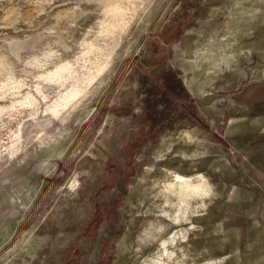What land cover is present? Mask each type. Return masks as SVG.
Returning <instances> with one entry per match:
<instances>
[{
    "label": "rangeland",
    "instance_id": "374dc122",
    "mask_svg": "<svg viewBox=\"0 0 264 264\" xmlns=\"http://www.w3.org/2000/svg\"><path fill=\"white\" fill-rule=\"evenodd\" d=\"M261 115L264 0H0V264H264Z\"/></svg>",
    "mask_w": 264,
    "mask_h": 264
},
{
    "label": "crops",
    "instance_id": "0c3cea01",
    "mask_svg": "<svg viewBox=\"0 0 264 264\" xmlns=\"http://www.w3.org/2000/svg\"><path fill=\"white\" fill-rule=\"evenodd\" d=\"M258 118L250 119L247 121H251L252 123L248 124L247 126H243V124L239 123L236 127L231 128V132L234 131L237 133H256V132H263L264 131V115L257 116ZM260 119V120H258Z\"/></svg>",
    "mask_w": 264,
    "mask_h": 264
},
{
    "label": "bare ground",
    "instance_id": "6f19581e",
    "mask_svg": "<svg viewBox=\"0 0 264 264\" xmlns=\"http://www.w3.org/2000/svg\"><path fill=\"white\" fill-rule=\"evenodd\" d=\"M260 42V41H259ZM258 44V43H257ZM260 44V43H259ZM206 187H207V184H206ZM201 186L200 184L198 185H195L194 183H192L191 181H189L186 185H184V188L182 190V193H181V199L182 198H186V197H189V196H194L196 195L197 193H199L201 191ZM256 211V210H255ZM250 216V215H249Z\"/></svg>",
    "mask_w": 264,
    "mask_h": 264
}]
</instances>
